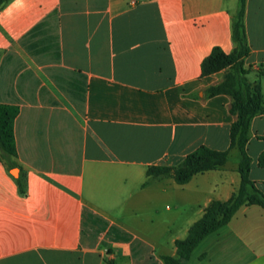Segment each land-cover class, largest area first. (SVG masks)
Segmentation results:
<instances>
[{
	"label": "crops",
	"instance_id": "0c3cea01",
	"mask_svg": "<svg viewBox=\"0 0 264 264\" xmlns=\"http://www.w3.org/2000/svg\"><path fill=\"white\" fill-rule=\"evenodd\" d=\"M237 0H9L0 10V103L18 107V167L0 155V264H162L174 240L240 176L231 98L203 97L228 67ZM243 67L264 95V0H245ZM264 113L248 128L249 176L264 193ZM204 144L228 150L185 183L150 176ZM178 220L182 227H176ZM186 264H264V208L243 204Z\"/></svg>",
	"mask_w": 264,
	"mask_h": 264
},
{
	"label": "trees",
	"instance_id": "16d2710c",
	"mask_svg": "<svg viewBox=\"0 0 264 264\" xmlns=\"http://www.w3.org/2000/svg\"><path fill=\"white\" fill-rule=\"evenodd\" d=\"M9 0H0V10ZM245 0H237V7L231 16V38L233 48L225 53L219 46H213L201 61V75L228 67L223 78L203 89V97L227 94L231 98L229 110L235 120L229 126L230 147H236L234 160L240 182L237 190L226 200L214 199L204 208L200 218L195 220L183 238L174 240L175 254L161 255L162 264H186L192 250L209 233L226 224L243 204H257L264 208V193L249 176L250 157L246 151L248 128L251 118L264 113V95L258 82L249 81L243 67L249 53L244 27ZM264 73V70H262ZM18 107L0 103V155L9 168L18 167L14 138V119ZM264 139V134L262 135ZM230 159L228 150H217L201 144L188 152L176 165H149L146 174L150 176H172L179 183L187 182L192 175L223 165ZM258 164L264 166V149L258 156ZM106 264H113L111 261Z\"/></svg>",
	"mask_w": 264,
	"mask_h": 264
},
{
	"label": "rangeland",
	"instance_id": "374dc122",
	"mask_svg": "<svg viewBox=\"0 0 264 264\" xmlns=\"http://www.w3.org/2000/svg\"><path fill=\"white\" fill-rule=\"evenodd\" d=\"M178 229L180 228V227H182V225L180 224V221L178 220V222H177V226H176Z\"/></svg>",
	"mask_w": 264,
	"mask_h": 264
},
{
	"label": "water",
	"instance_id": "95a60500",
	"mask_svg": "<svg viewBox=\"0 0 264 264\" xmlns=\"http://www.w3.org/2000/svg\"><path fill=\"white\" fill-rule=\"evenodd\" d=\"M16 169H17L16 167L12 168V170H16Z\"/></svg>",
	"mask_w": 264,
	"mask_h": 264
}]
</instances>
